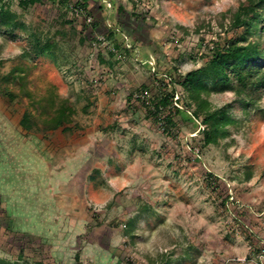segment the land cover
Segmentation results:
<instances>
[{"label": "rangeland", "instance_id": "rangeland-1", "mask_svg": "<svg viewBox=\"0 0 264 264\" xmlns=\"http://www.w3.org/2000/svg\"><path fill=\"white\" fill-rule=\"evenodd\" d=\"M252 1L0 0L23 25L0 24V264H264V57L223 88L195 74L203 105L169 85L264 55Z\"/></svg>", "mask_w": 264, "mask_h": 264}, {"label": "trees", "instance_id": "trees-1", "mask_svg": "<svg viewBox=\"0 0 264 264\" xmlns=\"http://www.w3.org/2000/svg\"><path fill=\"white\" fill-rule=\"evenodd\" d=\"M38 0H19V4L21 6L26 4H35ZM85 2L82 5L78 6L77 12L81 13V11L86 12V9H88L87 5L85 6L86 2L89 0H84ZM252 7L250 8V16L249 18H242V16L237 13L236 14V22L237 24H242L246 26L247 32L249 34H254L259 29L258 23L260 22L262 18V13L264 9V0H253L252 1ZM260 8V10H258ZM0 24L5 27H11L15 25L16 27H23L22 24H19L17 21L16 16L8 11L6 8L2 7L0 5ZM100 27V24L98 21H92L90 24H87L86 26L82 28L80 33L82 35H86L88 37L94 38L96 35V30ZM264 29V27H263ZM84 37V36H83ZM82 41V40H81ZM257 49L254 48L253 43H248L247 45L239 46L237 44H233L229 47H227L225 50L216 51L212 58L207 62V64L195 71L187 73L185 76H180L179 74L175 73V77L171 78L170 84L171 86L174 85H181L184 88H189L192 93V99L195 103L198 105H203L202 98H201V89H200V83L197 81L196 76H199L202 81H213L217 82L220 87L223 88L229 81V75L227 73V69H232L235 73V77L239 81H243L244 78H242V75L240 71L242 69H245L247 66V69H255L257 67L256 62L259 61V59L263 58L264 55L262 53H257ZM112 55V54H110ZM250 76V74H247V77ZM250 78V77H248ZM264 79L262 76H259L257 80H249L247 81V85L251 86H257L258 84H263ZM169 97L172 98L173 94L171 96H165L164 98L157 101L156 104H154V107L157 111L161 109V106H166L169 100ZM201 107V106H200ZM198 115L195 113L194 117H197ZM26 117V115H25ZM230 121V118L225 115L216 116V114H208L204 117L203 122L207 126L206 129L202 132V141L205 145H208L210 143H213L215 141L214 139V133L218 131V125L220 124H226ZM23 125L25 124L24 121L22 122Z\"/></svg>", "mask_w": 264, "mask_h": 264}]
</instances>
